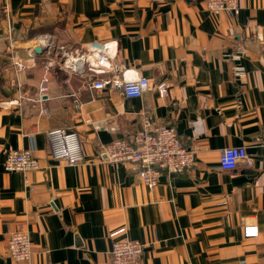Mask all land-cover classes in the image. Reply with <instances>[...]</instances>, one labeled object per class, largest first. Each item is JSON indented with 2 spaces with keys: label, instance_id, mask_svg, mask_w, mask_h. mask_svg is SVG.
Masks as SVG:
<instances>
[{
  "label": "crops",
  "instance_id": "0c3cea01",
  "mask_svg": "<svg viewBox=\"0 0 264 264\" xmlns=\"http://www.w3.org/2000/svg\"><path fill=\"white\" fill-rule=\"evenodd\" d=\"M92 43L107 45V65L70 71L59 50ZM238 45L245 55L231 60ZM139 77L150 88L124 97L122 83ZM146 115L195 153L153 188L133 164L98 160L101 146L142 132ZM56 128L79 134L83 165L51 158ZM229 147L251 164L222 170ZM10 150L31 151L40 169L7 172ZM245 223L259 236L245 238ZM19 225L28 263L8 255ZM122 230L144 245L143 264H264V0H239L236 16H214L204 0H0V264H110Z\"/></svg>",
  "mask_w": 264,
  "mask_h": 264
},
{
  "label": "built area",
  "instance_id": "2783aa9c",
  "mask_svg": "<svg viewBox=\"0 0 264 264\" xmlns=\"http://www.w3.org/2000/svg\"><path fill=\"white\" fill-rule=\"evenodd\" d=\"M207 10L214 16L222 13H231L235 16L239 13V0H204ZM60 58L66 67L73 72L82 73L99 71L105 67L111 57L107 45L92 43L84 51L72 52L61 48ZM245 55V50L238 45L234 54L228 55L231 60L238 61ZM20 71L24 65L17 63ZM235 72L240 75L243 70L236 67ZM46 80L43 81L45 83ZM105 81H96L91 85L92 89H103ZM168 84L163 82L156 89L161 96L168 95ZM150 88L146 77L122 83V93L126 98H140ZM47 90L41 87V94ZM45 111L43 110V113ZM145 129L129 139H118L100 147L98 160L109 165L131 163L142 184L147 187L157 186L163 173L179 174L189 170L195 163V153L189 149L176 132L175 127L160 125L151 127L148 115L144 117ZM47 139L51 158L56 162L65 163L68 166H79L86 162L82 143L76 131L66 128H56L47 132ZM240 163L246 166L251 164L244 147H229L221 152L220 166L222 170H234ZM4 169L7 172H29L40 169L39 161L29 150H10L6 154ZM122 237L119 233H113L115 238L111 243L109 252L110 264H143L144 245L137 240L128 237L124 230ZM259 227L254 223L243 225L245 238L259 236ZM8 255L11 259L20 263H28L32 257L31 240L29 233L22 226L10 233L7 240Z\"/></svg>",
  "mask_w": 264,
  "mask_h": 264
},
{
  "label": "water",
  "instance_id": "95a60500",
  "mask_svg": "<svg viewBox=\"0 0 264 264\" xmlns=\"http://www.w3.org/2000/svg\"><path fill=\"white\" fill-rule=\"evenodd\" d=\"M41 49L40 48H36L35 51L39 52Z\"/></svg>",
  "mask_w": 264,
  "mask_h": 264
}]
</instances>
